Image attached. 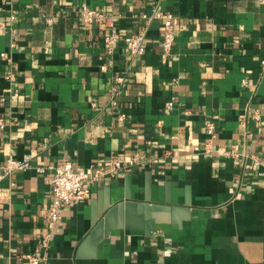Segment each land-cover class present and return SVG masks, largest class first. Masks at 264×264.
<instances>
[{"label":"crops","instance_id":"crops-1","mask_svg":"<svg viewBox=\"0 0 264 264\" xmlns=\"http://www.w3.org/2000/svg\"><path fill=\"white\" fill-rule=\"evenodd\" d=\"M81 4L122 36L145 27V52L119 41L108 53ZM152 10L173 14L168 57L161 21L141 18ZM262 60L260 0H0V264H27L22 254L51 229L45 264H264ZM135 154L146 163L94 184L52 226L55 166L108 168ZM26 155L30 169L4 174L9 156ZM128 178L131 200L161 205L175 182L171 205L185 206L187 194L189 219L149 236L113 230L93 256L79 252L100 219L97 201L102 210L126 201Z\"/></svg>","mask_w":264,"mask_h":264},{"label":"built area","instance_id":"built-area-1","mask_svg":"<svg viewBox=\"0 0 264 264\" xmlns=\"http://www.w3.org/2000/svg\"><path fill=\"white\" fill-rule=\"evenodd\" d=\"M260 1L264 4V0ZM80 18L84 24H97L99 26L102 41L105 44L108 53L114 51L119 41L123 42L125 49L131 55H140L145 52V27L136 33L122 36L112 24H106L104 22L105 15L102 12L91 8L86 4L80 5ZM141 18L146 23L152 19H159L161 21L160 47L162 53L168 57L175 44L173 14L171 12L152 10L150 14H141ZM261 64L264 65V60L261 61ZM101 69L105 70V66H101ZM116 81H122V77H117ZM115 93H113L112 96L116 95ZM111 103L113 105L116 104L113 97L111 98ZM174 103L175 98L171 96L170 100L166 103V107L172 108ZM124 119L125 114L121 113L118 116V120L122 121ZM3 126L4 124L0 122V127ZM204 128L208 137V142H210L214 138V123L208 119L205 121ZM30 158V155H26L21 159L9 156L1 168L6 175L15 172H23L30 169ZM146 160V158L135 154L125 161L117 159L111 160L108 168L99 167L93 164L88 166H76L71 162L66 161L55 166L53 173L48 179L51 202L50 206L47 208V216L51 224H53L52 226L59 223L61 212L65 206L88 201L91 198L92 187L94 184L100 182L105 177L118 176V174H122L132 167L144 165ZM36 170L38 172L42 171L41 168H36ZM51 230L43 232L37 238L33 249L22 254V258L27 264H45L48 262Z\"/></svg>","mask_w":264,"mask_h":264},{"label":"water","instance_id":"water-1","mask_svg":"<svg viewBox=\"0 0 264 264\" xmlns=\"http://www.w3.org/2000/svg\"><path fill=\"white\" fill-rule=\"evenodd\" d=\"M175 182L166 183L164 187V204H154L149 202L146 196L144 202H137L130 199V180L126 179V201L113 206H108L102 210L100 199L97 214L99 221L95 224L91 232L86 236L80 245L79 252H84L91 248L90 256L94 255L96 249H102L104 244L110 242V234L113 230H123L127 235L149 236L156 224H170L173 228H179L183 220L190 217V201L186 194L185 206L171 205V188ZM147 182L146 187L149 188ZM95 216V215H94ZM80 253V254H82Z\"/></svg>","mask_w":264,"mask_h":264}]
</instances>
